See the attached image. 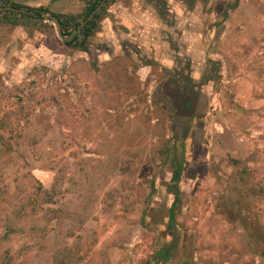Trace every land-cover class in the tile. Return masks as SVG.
<instances>
[{"label": "rangeland", "instance_id": "1", "mask_svg": "<svg viewBox=\"0 0 264 264\" xmlns=\"http://www.w3.org/2000/svg\"><path fill=\"white\" fill-rule=\"evenodd\" d=\"M13 1L81 21L90 0ZM28 24L0 21V264L150 262L172 231L150 207L166 210L176 159L200 155L204 167L191 163L200 182L189 173L181 184L196 209L179 216L188 232L177 249L191 264H264V0H108L91 37L72 47L51 20ZM137 49L176 77H214L227 150L183 151L155 102L159 76ZM113 54L135 68L110 67ZM112 74L126 95L118 86L110 96ZM208 222L217 236L202 241Z\"/></svg>", "mask_w": 264, "mask_h": 264}, {"label": "crops", "instance_id": "2", "mask_svg": "<svg viewBox=\"0 0 264 264\" xmlns=\"http://www.w3.org/2000/svg\"><path fill=\"white\" fill-rule=\"evenodd\" d=\"M171 2L174 3L176 2V0H169V3ZM148 25H150V27H152L155 30H153V32L143 31L144 34H146L147 40H149L151 43L149 41L147 42L152 45H154V43L159 44L164 39L163 37L159 36V33H160L159 27H156L154 24L152 25L150 23H148ZM141 32L142 31H140V33ZM148 32L151 34L149 35ZM146 38L143 40L144 43H147ZM148 50L147 49H143V50L137 49L135 53L133 54L134 56L139 55V58L144 56L143 58H145L146 62H149L148 61L149 59L151 61L152 51L150 50L149 52ZM111 52L116 53L115 48L111 49ZM157 53H155V57L153 58L156 61L160 59ZM113 57H114V60H117V61L115 63L112 62V64H110V67H113L115 65L117 68L120 66V69H121L124 67L127 61L126 59H128L131 62L130 64H132L130 66L135 68V64H133L132 58H130V56L127 58H123V56H120L119 54H113ZM163 57H164L163 60H166L164 61L163 65H165V67H167L169 71L172 72L174 60L168 56H163ZM116 63H119V64H116ZM194 64H197V63H194ZM159 68L160 67L156 66L155 63H152L149 66V69H153V72L159 76V78L157 79L158 89L160 90L159 94H161L162 92L163 94L167 93L165 99H162V97H160L159 99H156L155 102L161 107H164L165 115L162 112L160 113L162 114L163 118L165 117L167 119L166 131L168 132V134H170L172 138L176 142H178V144L181 145L183 151H185L186 154H188V152L190 151L195 153L198 151L203 152V150H205L206 153H208V155L209 154L211 155L217 150H220L223 152L224 150H227L228 143L226 142V140L227 138L232 137L233 134H230L229 132H227L228 129L227 131H225L224 127L220 125L221 124L220 121L218 120L216 121L214 119V114H212L211 97L214 95H213V90H212L213 87L211 86L212 85L211 83H212V80H214V77L212 75L209 76V79H208L209 81L207 84L204 82H200L199 79L196 81L193 80L190 82L186 78H181L179 76L176 77L173 75V73L169 74L170 72L167 73L164 68L160 70ZM112 77L115 79L114 81L112 80L111 77H110L111 80H109V77L104 80V86L107 87L108 91H112L110 92V96H113L115 93L114 91H116L115 89L113 91L111 87L116 88L118 86L121 87V91L126 92L125 93L126 95L129 90L128 84L125 82L124 83L117 82L115 75H113ZM220 103L221 102H219L218 104ZM199 112H203V115H198ZM226 119L229 122L230 117H226ZM200 124L204 126V132L202 134V138L198 140V138L196 139V137L194 138L193 136H195L194 133L197 134L198 126ZM176 131H178V133L181 136L187 135V138L184 141L181 140V138L178 137L179 135H177ZM232 145L234 146L235 149L238 147V145L235 143H233ZM199 157L200 158L195 157V159L187 157L186 160L176 161V164L177 162L179 163L182 162L181 165H183L181 178L178 183L179 202L175 204L177 196L171 190L172 189L171 186L174 184V173H173V175L169 176L168 183H164L165 186L163 187V189L166 192V199H168L167 196H169V199H170L168 200L166 204V207H167V208L165 207L166 210L165 211L161 210L157 212L159 204H158V207H157V204L152 205L150 207V210H149L151 212L150 216L153 215V217H156L159 214L160 218H162L163 220V222H161L160 224L161 230L165 231V230L171 229L172 231L170 230L168 231V234H167L168 236L166 240L167 242L165 245H163L164 247L162 249L163 251H159L158 253L153 254L150 262H147L146 264H188V263L191 264L194 261V258L191 255V252H188V256L184 255L186 252L183 255H181L180 253L181 251L180 249H177V247H179V242H180V238L178 236L180 235L182 236L181 234L182 231H187L185 226H183V224L179 222V216L181 214H184L183 213L184 209L186 210L189 209L190 211H194V209H196L195 208L196 205L194 201L191 199L192 197L187 195L188 193H190V191L186 193V190L181 188V184L185 180L184 178L189 176L188 175L189 173L190 174L195 173V176H196L195 183L200 182L199 175L201 173L199 174V171L197 169L198 167L196 168L191 167V163H195L196 165H200V163H202L201 159H203V155H200ZM200 166L204 167L203 164H201ZM157 196H160V195H157ZM160 200L161 199H159V202ZM240 200H242L241 197H240ZM161 201H162V204L164 205V200H161ZM226 205H228V203H226ZM172 212L174 214L173 218L171 217ZM242 213L243 211H238V210L231 211V214H234L236 216H239V214L242 215ZM118 214L123 215L121 210ZM143 219L145 221L144 215H143ZM157 220L158 219H156V221ZM207 224L209 226V222ZM153 227L157 228L158 226L157 224L153 223ZM30 229L31 228H29V230ZM208 229H210L208 232H205V233H202V231L200 232L201 233L200 235L201 239L199 238L200 240L208 241L209 239L206 238L207 235H212L215 237L217 236L215 231L218 228L212 229L209 226ZM184 236L187 237L189 240L191 239V234H184ZM229 237L232 239L234 235L230 234ZM213 240L218 242V240H216L215 238ZM243 250H245V248H243ZM249 252H250L249 250L247 252L244 251V253L246 254H248ZM188 258H190V260Z\"/></svg>", "mask_w": 264, "mask_h": 264}, {"label": "trees", "instance_id": "3", "mask_svg": "<svg viewBox=\"0 0 264 264\" xmlns=\"http://www.w3.org/2000/svg\"><path fill=\"white\" fill-rule=\"evenodd\" d=\"M102 1L103 0H90L89 4L87 5V8L84 11V14L81 16L82 17L81 21H78V17H76V16H64V15H61V14H58V15L54 14L60 20L64 35L65 36H69L74 31H76L83 24V22L91 14L94 13V11L97 9V7L101 4ZM107 3H108V1H107ZM8 6L14 7V8H17V9H25V10H28V11H32V12L37 13L38 15H43V14L48 13V9L45 8V7L33 8V7H29V6H24L22 4H19V3L15 2V1H13V0H0V8L1 7H8ZM102 13H103V11L100 14H98L95 17V19L87 25V27L83 30V32L81 34H79L73 41H71L69 43H65V45L72 47V46L82 45V44L86 43L87 40L89 39V37H91V35L94 33V30L96 29V25H97V20L102 16ZM0 19L4 20V23L10 24V25H14V26L20 25V23H22V24L24 23V25H29L28 23H30L32 21H34V22H44L45 21L41 17L36 18V17L29 16V15H26V14H18V13H13V12H5V13L0 14ZM81 38H82V40L80 41ZM159 92H160V90L157 89L156 93L154 95L155 96V100L159 99L160 97H162V99H165L167 93L163 94V92H162L161 94H159ZM198 115H203V112H199ZM182 120H184V119H182ZM180 128H182V127H180ZM176 132H177V135H179L178 137L181 138V140L184 141L187 138V135L181 136L178 133V131H176ZM203 132H204V126L200 124L198 126L197 134L194 133L195 136H193V137L194 138L196 137V139L198 138V140H199V139L202 138ZM176 161H177V159H176ZM181 164H182V162L178 163L176 168H175V171H174V184L171 186L172 187L171 190L177 196L175 204H177L179 202V187H178V183L180 181L181 174H182V169H183V165H181ZM171 217L172 218L174 217L173 212L171 213Z\"/></svg>", "mask_w": 264, "mask_h": 264}, {"label": "water", "instance_id": "4", "mask_svg": "<svg viewBox=\"0 0 264 264\" xmlns=\"http://www.w3.org/2000/svg\"><path fill=\"white\" fill-rule=\"evenodd\" d=\"M107 1L108 0H103L101 2V4L97 7V9L94 11V13L91 14L83 22V24L69 36H65L64 35L60 20L54 15H50V14L38 15L37 13L32 12V11H28V10H25V9H17V8L10 7V6L1 7L0 8V14L5 13V12H13V13H18V14H26V15L33 16V17H36V18L41 17V18H43L46 21H50L51 20L54 23V25H55V28H56V31H57V35L60 38V40H62L64 43H69V42L73 41L79 34H81L83 32V30L87 27V25L90 22H92L95 19V17L103 11Z\"/></svg>", "mask_w": 264, "mask_h": 264}]
</instances>
